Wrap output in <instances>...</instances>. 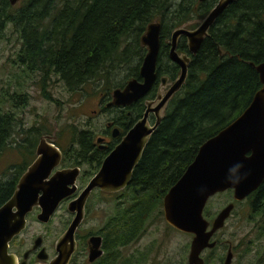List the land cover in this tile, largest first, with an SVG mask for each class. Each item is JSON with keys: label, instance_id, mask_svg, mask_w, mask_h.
<instances>
[{"label": "trees", "instance_id": "obj_1", "mask_svg": "<svg viewBox=\"0 0 264 264\" xmlns=\"http://www.w3.org/2000/svg\"><path fill=\"white\" fill-rule=\"evenodd\" d=\"M195 4L196 0H19L12 5L9 0H0V31L12 28L18 35L16 63L23 71L38 74L44 98L52 100L47 91L52 76L70 93L94 83L107 97L125 80L139 77L138 68L146 52L140 36L153 21L161 24L157 74L178 76V66L167 57L166 39L172 30L213 6L212 0ZM184 38L177 42L179 51L186 50ZM263 61L264 0H237L223 10L191 55L183 85L150 134L129 183L117 193L112 211L99 229L105 256L97 264H116L122 256L120 248L138 241L152 223L163 217V196L192 161L200 144L241 113L261 87L250 62L256 65ZM129 65V73L116 82L121 68ZM25 94L7 89L0 96V153L11 142L17 123L14 112L4 109L3 104L8 101L10 107H19L26 101ZM142 107L137 103L134 111L125 115L124 130L139 118ZM40 127L43 131L37 126L28 129L35 139L37 134L50 133L46 124ZM66 129L69 137L64 138V129L58 130L55 142L62 146L63 139H68L62 148L63 162L75 165L76 158H84L75 155L72 144L92 134L74 123H67ZM16 149L28 157L14 168L10 179L0 177V204L11 195L19 174L30 162L32 153L27 143H19ZM245 198L251 211L264 220V179ZM232 202L237 201L232 198ZM215 247L208 249L204 264H210Z\"/></svg>", "mask_w": 264, "mask_h": 264}, {"label": "water", "instance_id": "obj_2", "mask_svg": "<svg viewBox=\"0 0 264 264\" xmlns=\"http://www.w3.org/2000/svg\"><path fill=\"white\" fill-rule=\"evenodd\" d=\"M18 1L9 0L12 5ZM232 1L218 0L194 29L177 27L172 30L168 57L179 66L180 71L166 92L158 95V102L152 107L154 123H147V114L151 109L148 102L143 116L125 132L78 196L68 202L67 211L73 217L58 237L55 244L57 255L48 264H67L75 247V230L83 219L84 204L91 190L99 188L115 192L129 183L143 147L161 120L160 108L186 79L190 58L177 52L179 36L186 38L188 50L194 54L207 35L209 26ZM160 28L159 21L148 23L140 36V43L146 47L139 66L140 80L131 78L123 88L113 89L108 105H129L148 92L156 78ZM250 64L258 73L261 87L241 113L200 144L192 161L162 199L164 221L173 229L192 235L186 264H204L203 250L216 245L213 235L224 225L234 207L233 202L227 203L209 222L203 215L207 201L227 189L232 190L235 201H240L264 179V61ZM165 79L162 77V81ZM47 138L40 139L35 158L20 175L13 193L0 205V264L16 263L14 256L8 253V243L24 229L25 216L34 206L40 208L37 220L46 223L59 201L76 191L79 168H60L52 173L59 165L62 154L53 143L54 138ZM90 242L93 243L89 252V260L92 261L101 254L98 248L100 237H91ZM231 256L228 249L223 264H230Z\"/></svg>", "mask_w": 264, "mask_h": 264}, {"label": "rangeland", "instance_id": "obj_3", "mask_svg": "<svg viewBox=\"0 0 264 264\" xmlns=\"http://www.w3.org/2000/svg\"><path fill=\"white\" fill-rule=\"evenodd\" d=\"M201 20V17L193 16L183 26L188 27ZM19 48V37L12 28L0 31V96L7 89L10 93L15 89L26 92V101L19 104V107H10L8 101L3 104L4 109L8 108L14 112L13 116L17 122L14 132L11 133V142L0 153V177L3 179H10L16 172L14 168L21 166L28 157L24 151L22 154L17 151L19 143H26L27 140L28 143H33L34 148L39 138L51 136L55 139L58 130L67 131V123H74L80 130H92L99 135L107 120V114L100 111L98 106L100 98L104 96L100 85L88 83L83 86L82 91L70 93L65 89L63 82L58 81L56 76H52L47 82V91L52 100L44 98L38 74L25 72L16 63ZM130 66L126 69L121 68L115 77L116 82L129 73ZM41 123L46 124L50 133L37 134L35 139L32 131L28 129L31 126H37L43 131L40 127ZM69 135L67 131L64 138H68ZM47 141L50 140L47 138ZM62 143V146L59 143L56 144L63 148L68 144V139H63ZM33 156L34 154L28 160H31ZM64 164L67 165V162L65 161ZM82 169L88 170L89 166L84 165ZM85 180L81 178L79 181L81 183ZM117 193L112 196L100 192L92 193L88 203L89 209L80 227L81 233L96 231L102 225L112 211ZM229 202H232V192L223 191L215 194L205 205L204 217L212 220L217 212ZM69 218L71 215L62 206L46 225L31 222L24 234L28 239L35 233L45 234L48 242H53ZM263 222V217L251 211L249 200L244 198L235 202L224 225L213 235L212 239L217 244L210 264H222L228 245L231 246L233 253L231 264H264ZM191 236V234L173 229L163 217L159 218L147 228L138 241L120 248L122 256L116 264H186ZM209 253L208 249L204 250L202 257ZM125 259L128 261L125 262ZM136 260L139 262L137 263Z\"/></svg>", "mask_w": 264, "mask_h": 264}, {"label": "flooded vegetation", "instance_id": "obj_4", "mask_svg": "<svg viewBox=\"0 0 264 264\" xmlns=\"http://www.w3.org/2000/svg\"><path fill=\"white\" fill-rule=\"evenodd\" d=\"M203 1L206 2L207 0H196L195 6L198 5L197 4L198 2H203ZM217 1L218 0H212L213 6L217 3ZM236 1L237 0H234L231 3H229L225 7V9L228 8L232 3H235ZM200 4L201 3H199V5ZM209 10L204 12L199 17H201L203 19V17L209 12ZM218 16L215 18L214 22L207 29V34H208L211 26L215 23V21L218 18ZM200 22L193 23V24H191V25H189L188 27H185V28L194 29V28H196L198 26V24ZM180 27H184V26L181 25ZM180 37H183V36H179V38ZM179 38L177 39V42H178ZM169 40H170V37L167 39V43H168L167 57H168V52H169V47H170L169 46ZM183 41H185L184 43L186 45V50L179 51L177 49V45H176V50H177V52L179 54H186L190 58L192 53L189 52V50H188L186 38H184ZM159 42H160V38H159ZM168 59H169V57H168ZM172 63H174V62H172ZM178 68H179V66H178ZM179 71H180V68H179ZM155 72H156V78L153 81V83H152L150 89L148 90V92L145 95L139 97L134 102L130 103L129 105H124V106L108 105V103L111 100V94L109 96H107V97L106 96H104V97L102 96L100 98L99 103H98L99 109H100V111H103L105 114H107V120L105 122L104 128L102 129V131H100L99 135H97L98 133H96V132L94 133L92 130H87V131H89L92 134V136L90 138L80 139L79 141H75L74 145L72 144V148H71L72 151H74V150L77 151L79 154L77 152H74L75 155L76 156L80 155V157L84 158L83 161L81 159L79 160L78 158H76L77 159L76 162H78L77 164H75V165L74 164L65 165L64 162H63V157L65 156V152L59 145L56 144L55 139H54L53 143L61 151L62 157H61V161H60L59 165L53 169L52 173L55 170L60 169V168H67V167L77 166L79 168V174H78V176L76 177V180H75V184L77 186L76 191L72 195H70L68 197H65V198H63V199H61L59 201V203L57 204V207H56L53 215L62 206H64L66 208V210H67L68 202L71 199H73V198L78 196V194L81 192V190L87 184L88 180L99 169V167H100L102 161L104 160V158L110 153V151L120 141L121 137L125 134V132L139 118H141L143 116V113L145 112V110L147 108V104L146 103H148V102L151 103V109L149 110V112L147 114V123L149 125H152L154 123V121H155V112L152 110V107H154V105L157 104L158 95H163L166 92V90L168 89V87L172 84V82L177 77V75H176L174 78H171V74L170 73L169 74H163V75L157 74V69H155ZM138 74H139V68H138ZM162 77H165L166 79L164 81H162ZM133 78H135V77H133ZM129 79H131V78H129ZM129 79L125 80L123 82V84L121 85V87H118V88H123L124 85L126 84V82ZM136 79L140 80V77H138ZM176 92H174V93H176ZM174 93L167 99V101L164 103V105L160 108L159 114L161 115V119L163 118V115L165 113L166 105L168 104L169 100L174 95ZM137 103H138V107L143 105L142 110H141V114H140L139 118L127 130H124V124L125 123H124L123 119H124L125 115H130L134 111L133 109H135L134 107H135V104H137ZM160 122H161V120H160ZM115 130L117 131L116 133H114ZM39 141H40V138H39L36 146L33 148V143H30V142L28 143V141L26 140V143L29 145L31 153L34 154V156L30 160V162H28L25 165V168L19 174V176H18V178H17V180H16V182L14 184L12 193H13L15 187H16V184H17V181H18L20 175L26 170L27 166L35 158V156H36V147H37ZM75 144L77 145L76 148H75ZM73 147H74V149H73ZM71 159H73V158L71 157ZM26 160H27V158H26ZM84 165L89 166V169L88 170L87 169L86 170H84V169L81 170V167L84 166ZM81 178H85L86 180L85 181H81V183H80L79 180ZM120 190L115 191V192H105V191L100 190L99 188L92 189L90 194H89V196L87 197V199L85 201V204H84V216H83V219L85 217L86 212L89 209V206H88L89 198H90V196L92 195L93 192L94 193L100 192V193H102L104 195L108 194L109 196H112L113 194L119 192ZM39 210H40V208L38 206H34L32 208V210L29 213L26 214V216H25L26 223H25L24 229H22L20 231V233H18L14 237H12V239L8 243V248H7L8 249V253H10V254H12L14 256L15 261H16L15 264H48L57 255V251L55 249L56 241H57L58 237L66 229L67 225L69 224V222L71 221V219L73 217V214L69 212V214L71 215V218L66 220V223H65V226H64L63 230L55 237L53 242L49 243L48 240H47V236L45 234L35 233L29 239H28L27 235L24 234L27 231L28 226L30 225L31 222H35V223H38V224L46 225L48 222L51 221L53 215L51 216L49 221L46 222V223L38 221L37 218H36V215L39 212ZM83 219H82L81 223L78 225V227L75 230V234H74L75 247H74V251L70 255V258H69L67 264H97L98 261H100V259L105 256V251L103 249V236L99 232V229L101 228L102 225L100 227H98V229L96 231H88V232H85V233H81L82 231H80V227H81V225L83 223ZM208 221L210 222L212 220H208ZM91 237H100V242H99L98 248L101 250V254L99 256H97L92 261L89 260L90 248L93 246V243L90 242ZM207 249H210V248H207ZM228 249H230L231 253H232V249H231L230 245L227 246L226 253H227ZM225 257H226V254H225V256H224V258L222 260L223 262H224ZM232 257H233V253H232V256H231V260H232ZM223 262H222V264H223ZM230 264H231V261H230Z\"/></svg>", "mask_w": 264, "mask_h": 264}]
</instances>
